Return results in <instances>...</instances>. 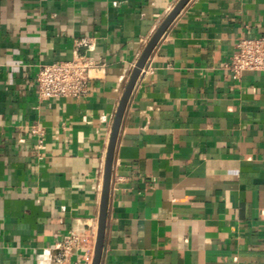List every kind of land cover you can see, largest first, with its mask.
I'll list each match as a JSON object with an SVG mask.
<instances>
[{"label": "crops", "instance_id": "1", "mask_svg": "<svg viewBox=\"0 0 264 264\" xmlns=\"http://www.w3.org/2000/svg\"><path fill=\"white\" fill-rule=\"evenodd\" d=\"M179 0H0V264H92L105 161L127 83ZM264 35V0H190L129 99L100 264H264V71L227 69ZM103 63L81 98L42 101L41 63ZM43 128V143L30 127Z\"/></svg>", "mask_w": 264, "mask_h": 264}, {"label": "built area", "instance_id": "2", "mask_svg": "<svg viewBox=\"0 0 264 264\" xmlns=\"http://www.w3.org/2000/svg\"><path fill=\"white\" fill-rule=\"evenodd\" d=\"M103 63L76 49L69 60L41 63L36 73L37 96L40 100L55 98L81 99L90 91V81L103 69ZM227 69L234 79L254 71H264V35L242 37L236 43V51ZM30 132L43 143V128L34 125ZM83 245L82 237L75 231L68 233L56 252L44 255V261L52 264H70L72 253ZM44 264V263H40Z\"/></svg>", "mask_w": 264, "mask_h": 264}, {"label": "water", "instance_id": "3", "mask_svg": "<svg viewBox=\"0 0 264 264\" xmlns=\"http://www.w3.org/2000/svg\"><path fill=\"white\" fill-rule=\"evenodd\" d=\"M189 1L190 0H179L177 5L170 12V14L166 17V19L163 21V23L161 24L159 29L156 31V33L153 35V37L147 44L146 48L144 49L141 57L137 61L135 68L133 69V72L127 83V86L123 93L119 107L117 109L115 119L113 122L110 140H109L106 161H105L104 182H103L100 213H99V220H98V231H97L92 264H100L101 259H102L115 148H116L118 135L120 132V128L122 125L123 117H124L129 99L134 90L136 82L139 76L141 75V72L143 71L153 50L155 49L161 37L167 31L169 26L172 24V22L175 20V18L179 15L181 10L185 7V5Z\"/></svg>", "mask_w": 264, "mask_h": 264}]
</instances>
